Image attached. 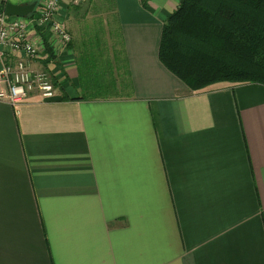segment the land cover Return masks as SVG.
I'll list each match as a JSON object with an SVG mask.
<instances>
[{
	"label": "crops",
	"instance_id": "obj_1",
	"mask_svg": "<svg viewBox=\"0 0 264 264\" xmlns=\"http://www.w3.org/2000/svg\"><path fill=\"white\" fill-rule=\"evenodd\" d=\"M180 1L62 0L71 45L29 27L56 94L0 101V264H264V85L192 91L167 69ZM97 49L119 53L132 89L84 97L77 63Z\"/></svg>",
	"mask_w": 264,
	"mask_h": 264
},
{
	"label": "trees",
	"instance_id": "obj_2",
	"mask_svg": "<svg viewBox=\"0 0 264 264\" xmlns=\"http://www.w3.org/2000/svg\"><path fill=\"white\" fill-rule=\"evenodd\" d=\"M80 56L87 99L113 98L119 86L132 89L124 74L116 76L119 69L94 65L93 52ZM159 59L192 91L221 82L264 85V0H181L163 26Z\"/></svg>",
	"mask_w": 264,
	"mask_h": 264
},
{
	"label": "built area",
	"instance_id": "obj_3",
	"mask_svg": "<svg viewBox=\"0 0 264 264\" xmlns=\"http://www.w3.org/2000/svg\"><path fill=\"white\" fill-rule=\"evenodd\" d=\"M3 3L12 0H0ZM62 0H43L38 3L33 18H9L0 12V101L18 108L30 96L44 99L55 97L53 75L33 68L40 57L39 48L29 39V27L33 24L51 29L64 45H71L72 35L57 19Z\"/></svg>",
	"mask_w": 264,
	"mask_h": 264
},
{
	"label": "rangeland",
	"instance_id": "obj_4",
	"mask_svg": "<svg viewBox=\"0 0 264 264\" xmlns=\"http://www.w3.org/2000/svg\"><path fill=\"white\" fill-rule=\"evenodd\" d=\"M78 18V17H77ZM113 21H112V23H111V26H110V29L112 30V32H111V34H112V36H111V42H110V49L111 48H113V47H117L118 48V38H119V36H120V32H119V29L117 28V27H115L114 25H113ZM74 24H76V23H74ZM69 27V29H70V31H71V33H75V32H79L78 34H81L80 32H82V33H84V32H86L87 31V29H88V26H86V27H84V25H82L81 26V24L78 26V25H74V27H73V29H74V31L72 30V27H71V25L70 26H68ZM102 28L103 27H98L97 29H101L102 30ZM106 34V33H105ZM89 40V42L91 43V44H95V43H103L104 44V42L102 41V38H100V40L98 41V38H95V41H93L91 38L90 39H88ZM98 41V42H97ZM94 50L93 51V54H94V58H93V64L94 65H98V66H105V65H107L108 67H112V68H114L115 70L116 69H119L120 71H122V70H124V67H123V65H122V63H123V60H122V58L119 56V53H117V51H115V50ZM92 52V51H91ZM81 57V56H80ZM80 59V58H79ZM82 63V65L85 63L84 62V60H82V61H79L78 60V63H77V65L79 64V63ZM100 71V69H96L95 71H94V74H97L98 72ZM123 86H124V84H123ZM119 88V90L118 91H116V95H120L121 93H124L125 92V90L122 88V86H119L118 87ZM84 95H87L86 93H84V92H82Z\"/></svg>",
	"mask_w": 264,
	"mask_h": 264
},
{
	"label": "water",
	"instance_id": "obj_5",
	"mask_svg": "<svg viewBox=\"0 0 264 264\" xmlns=\"http://www.w3.org/2000/svg\"><path fill=\"white\" fill-rule=\"evenodd\" d=\"M35 5H15L11 2L5 5V14L9 17H27L34 11Z\"/></svg>",
	"mask_w": 264,
	"mask_h": 264
}]
</instances>
